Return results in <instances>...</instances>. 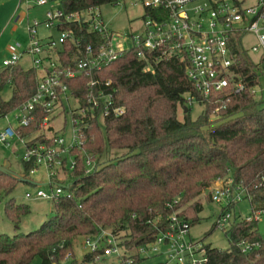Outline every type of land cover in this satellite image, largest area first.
Segmentation results:
<instances>
[{"label": "trees", "instance_id": "1", "mask_svg": "<svg viewBox=\"0 0 264 264\" xmlns=\"http://www.w3.org/2000/svg\"><path fill=\"white\" fill-rule=\"evenodd\" d=\"M59 1L64 15H68L84 14L90 8L100 11L103 5L124 0ZM58 28L70 32L76 41L66 39L58 49L57 63L63 66L83 59L87 45L97 51L103 42L102 33L91 30L84 19L76 22L62 17ZM231 48L234 73L247 86L257 83L261 67L242 45L241 35L231 38ZM186 66V59L157 58L155 51L133 46L98 70L62 78L80 108L88 106L87 93L104 89L111 94L113 106L121 107L123 113L105 118L74 113L82 119V142L69 150L74 159L72 168L66 166L68 156L63 159L65 179L59 182L70 196L51 200V215L28 233L19 231L22 218L30 212L28 205L8 198L4 215L14 233H0V264H59L72 256L77 237L95 236L102 229L117 237L120 231H128L132 240L119 239L120 244L137 248L153 240L157 233L153 225L171 213L166 205L173 200H177L173 204L177 211L183 203L189 205L190 215L185 210H179L178 215L190 225L195 223L202 210L196 198L229 172L244 186L251 214L264 211V98L248 91L224 96V106L205 102L201 113L193 118V106L185 103V95L194 92ZM106 81L110 85H105ZM5 84L12 95L8 101L0 99V115L31 97L36 89L35 71L19 64L4 68L0 71V90ZM30 117L26 126L16 129L20 137L34 133L45 112L35 106ZM22 165L28 175L35 163L22 160ZM17 181L0 173V190L8 196ZM207 198L210 201L208 193ZM257 221H233L226 230V249L206 243L205 264H264V236L258 233ZM243 241L255 246L243 251ZM97 253H85L75 264L93 260ZM129 257L134 263L141 259L135 252Z\"/></svg>", "mask_w": 264, "mask_h": 264}, {"label": "built area", "instance_id": "2", "mask_svg": "<svg viewBox=\"0 0 264 264\" xmlns=\"http://www.w3.org/2000/svg\"><path fill=\"white\" fill-rule=\"evenodd\" d=\"M130 1L140 5L144 11L142 29L136 35H131V47L155 51L157 58L180 57L187 60L186 73L194 92L185 95L186 105L203 106L205 102L213 101L224 106L222 101L224 96L229 97L244 91H248L256 98H264V0ZM34 3L43 5L47 0H35ZM46 16V24L49 27L55 26L58 30L62 17L67 21L76 22L84 19L90 24L91 30H98L103 36V42L97 51H94L91 45H87L83 59L75 65L63 66L57 63V51L66 39L76 42L70 32L60 31L57 42L53 38L41 40L36 36L34 23L27 28L26 47L22 48V45L16 42V46L22 50H12L2 60L3 67L7 68L16 65L23 55H30L32 69L35 71L36 89L28 100L13 109L14 124L10 123L7 114L0 115L7 121L0 129V142L9 143L13 138H18L25 145L22 160L35 163L29 172L33 173L39 165L50 171L52 185L49 191L38 189L34 193L26 192L25 197L56 200L61 195L70 196L67 188L59 183L63 178H59L58 174L63 172L65 156H68L66 166L73 167L74 159L68 155L69 150L82 142L80 126L82 119L74 116V113L100 118L123 113L121 107L113 106L111 94L104 89L87 93L88 106L80 108L78 99L67 88L62 78H73L83 72L98 70L131 47L125 48L120 45L119 35L104 26L97 8H90L84 14L74 12L68 15H64L61 10L51 9L46 11ZM247 34L255 37V43L249 48L244 44ZM240 35L241 43L247 52L259 54L254 62L261 67V74L258 82L250 86H247L232 69L235 56L232 53L231 38ZM114 43L118 47H115ZM105 85H110V81H106ZM70 100L76 101L74 108L69 103ZM35 106L43 108L45 117L34 133L20 137L16 129L29 123L30 112ZM64 111L70 112L73 126V143L67 146L63 137L59 135L61 129H47V123ZM39 137L42 141L33 142ZM89 157L87 155L85 160L87 171L91 168ZM245 191L244 186L236 182L231 174L217 178L208 187L210 201L221 206V212L214 223L216 226L224 230L228 225L227 230L229 229L231 223L235 221L234 211L233 219L230 220V209L245 197ZM176 203L177 200L167 203L166 206L172 210L171 213L164 221L153 225L157 231L155 237L151 242L139 245L136 253L140 257L141 253L148 251L166 254L168 260L160 264H205L207 242L189 238L190 223L178 215L179 210H174L173 204ZM259 214L260 212H256L245 220L257 219ZM82 246L87 253L99 252L94 258L116 255L119 259L118 264H135L129 257L128 247H123L119 237L109 230L102 229L95 236H84ZM252 246L255 244L244 241L241 243L243 251L250 250ZM162 247H166V250H160ZM123 248L125 250L122 251Z\"/></svg>", "mask_w": 264, "mask_h": 264}, {"label": "rangeland", "instance_id": "3", "mask_svg": "<svg viewBox=\"0 0 264 264\" xmlns=\"http://www.w3.org/2000/svg\"><path fill=\"white\" fill-rule=\"evenodd\" d=\"M35 0H0V71L4 69L2 60L12 52V50H22L25 48L28 41V26L34 25L36 36L41 40L47 38H53L56 42L60 36V31L55 27H49L46 24V11L47 10H61V3L59 0H47V3L43 5H36ZM12 16V17H11ZM19 16L18 19L16 17ZM100 16L104 26L119 35L120 45L125 48H129L132 45L131 35H136L142 29V18L144 17V11L140 5L133 4L130 0L120 1L114 5H103L100 7ZM16 42L22 45V48L16 46ZM255 43V37L251 34H247L244 38V44L247 48ZM115 47H118L116 43ZM251 57L256 61L259 57L258 53H251ZM23 69L32 68V60L30 55H23L19 58L18 63ZM12 95L11 88L5 84L0 90V99L8 101ZM69 103L74 108L76 101L70 100ZM201 105H193L190 110V115L196 118L202 111ZM8 119L11 124L15 123L13 119L14 110H10L7 113ZM179 116L182 117L181 114ZM71 115L69 111H64L59 114L54 120H50L47 125L52 130L61 129L60 136L63 137L65 145L73 143V126L71 121ZM180 118V117H179ZM7 124V121L3 116H0V129ZM25 153V145L18 138H13L9 143L0 142V164L8 163L9 169L15 173L26 174L22 165V157ZM72 157V156H71ZM70 157V159H71ZM73 159V157H72ZM50 171L44 166L39 165L33 173L26 175L33 182H37L38 185L32 183L17 181L14 184L13 190L8 196L5 195L3 190H0V233H6L12 235L14 233L11 222L4 215V203L8 198H13L15 202L26 204L29 207V214L22 218L19 226V231L28 233L34 231L40 227L42 222L51 215L52 203L51 200L40 198H26V192L34 193L36 190L41 189L45 192L49 191L50 183L49 178ZM231 174L230 172L228 173ZM59 178L65 179L63 172H59ZM62 179V180H63ZM54 182V181H53ZM68 181L65 180V184ZM202 204V210L196 215L197 221L189 226V238L198 241L203 239L211 246L218 249H226L229 245L225 229L216 226L213 229L212 225L219 213L221 212V206L215 204L207 198V191H203L197 198ZM189 205L183 203L179 207L180 212L183 210L190 215ZM235 213H234V212ZM189 212V213H188ZM231 219H233V213L235 221H243L245 218L251 216L250 202L247 197H243L240 201L236 202L233 208L230 209ZM257 229L261 236H264V211H261L258 215ZM191 221V220H190ZM128 231L122 230L118 236L120 240H128ZM85 235L79 236L74 240L72 256L66 257L59 264H72L73 261L81 262L87 250L82 246V240ZM128 238V239H126ZM128 245V244H127ZM129 245H131L129 243ZM128 245V252L132 254L136 253V248ZM125 248L122 249V251ZM160 250H166V247L160 248ZM141 259L135 262V264H160L168 260L166 254H156L148 251L147 253H141ZM119 259L116 255L100 256L90 260L88 262H82L80 264H118Z\"/></svg>", "mask_w": 264, "mask_h": 264}, {"label": "water", "instance_id": "4", "mask_svg": "<svg viewBox=\"0 0 264 264\" xmlns=\"http://www.w3.org/2000/svg\"><path fill=\"white\" fill-rule=\"evenodd\" d=\"M186 111V109H185ZM0 173H3V174H6V175H9L15 179H17L18 181H22V182H27V183H33V184H37V182H33L32 180H30L26 174H21V173H15V172H12L10 169H9V165L8 163H5V164H0Z\"/></svg>", "mask_w": 264, "mask_h": 264}, {"label": "crops", "instance_id": "5", "mask_svg": "<svg viewBox=\"0 0 264 264\" xmlns=\"http://www.w3.org/2000/svg\"><path fill=\"white\" fill-rule=\"evenodd\" d=\"M12 17V16H11ZM16 18H19V16H17ZM1 34V33H0ZM33 184V183H32ZM33 185H37V184H33ZM13 229V228H12ZM73 255V254H72ZM72 264H75V261L72 262Z\"/></svg>", "mask_w": 264, "mask_h": 264}]
</instances>
